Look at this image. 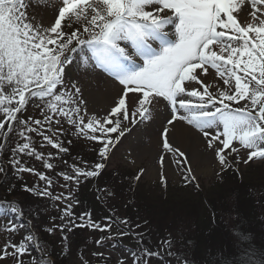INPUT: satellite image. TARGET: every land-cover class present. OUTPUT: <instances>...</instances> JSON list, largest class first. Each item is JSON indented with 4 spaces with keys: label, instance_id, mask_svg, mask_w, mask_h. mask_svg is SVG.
<instances>
[{
    "label": "snow or ice",
    "instance_id": "snow-or-ice-1",
    "mask_svg": "<svg viewBox=\"0 0 264 264\" xmlns=\"http://www.w3.org/2000/svg\"><path fill=\"white\" fill-rule=\"evenodd\" d=\"M29 6L0 0V176L14 181L7 192L19 186L51 202L58 216L42 231H59L61 254L75 229L99 233L95 250L81 252L79 264H163L159 251L142 246L143 234L128 219L109 215L98 222L90 212L74 214L79 201L73 193L101 177L131 127L153 120V108L164 102L167 125L182 121L202 135L205 152L218 161L217 176L241 164H264V0H49L50 12L39 19L29 17ZM72 54L86 73L111 78L115 95L103 114L87 107L78 84L65 85ZM160 136L173 154L171 164L189 163L175 158L185 154L170 144L168 127ZM82 141L89 142L91 164L73 156ZM31 161L49 174L28 166ZM159 162L163 183L166 157ZM24 173L43 186L18 185ZM145 175L141 167L133 179ZM196 179L188 168L183 180ZM56 185L65 191L54 195ZM9 213L24 216L17 201L0 200V216ZM24 227L32 222L0 225V264H53L36 232L16 238ZM128 236L137 249L113 259L106 245ZM33 248L40 259L31 258Z\"/></svg>",
    "mask_w": 264,
    "mask_h": 264
},
{
    "label": "rangeland",
    "instance_id": "rangeland-1",
    "mask_svg": "<svg viewBox=\"0 0 264 264\" xmlns=\"http://www.w3.org/2000/svg\"><path fill=\"white\" fill-rule=\"evenodd\" d=\"M25 2L30 4L28 8L29 17L36 16L39 19L41 12L45 15L50 12V8L47 7L49 0H25ZM72 55L74 57L73 62L71 65L65 66L66 70L63 74L65 85L71 87L73 83L78 84L83 90V99L86 101L87 107L103 114L104 109L109 108L112 104V99L115 95V88L111 78L99 71L86 73L78 67L81 63L78 54ZM93 95L95 96L94 98H92ZM164 103L153 108V120L146 124H138L131 127V131L122 139V143L114 149V155H112L107 165L106 172L102 175V183L107 191H115L116 195L115 197H108L105 192H102L100 200L104 206L112 209V215L119 218L124 216L122 209L124 203L129 202V204L137 205L140 212L136 213L135 216H128L129 220L132 226L137 222L143 224V227L138 231L146 232V240L151 242L149 245L153 249L164 246L166 244L164 240L171 239V249H178L186 261L190 262V258L193 259V257L200 259L197 257L200 255L204 256L206 253L204 246H200L202 242H198L196 239L198 233H201L204 236L203 242L206 244H217L219 242L220 251L224 253L229 245L233 247V243L237 242L236 233L246 236L243 224H237V215L242 204L238 198L243 195L239 194L238 189H242L245 186L247 193L252 189L251 195H255V198L263 196L261 195V186L264 185V164L257 162L252 163L250 166L242 164L239 165V168L234 166L236 170H239L244 175L245 180L242 182V179L238 181V178L236 181L231 178L228 181L220 180L221 175L217 176L216 174L219 171L218 161H215L214 158H209L205 152V144L196 142L198 138L201 141L203 140L202 135L182 121H176L174 125H167L164 117L170 112V109H165ZM165 126L169 128L170 137V129L175 130L173 134L175 141L169 137V142L174 148L185 154L183 157L177 154L175 158L180 161L184 159L189 161L188 164L184 165L187 169H193L197 177L194 180L196 187L192 184L184 185L183 182L185 181L179 177L180 171L178 169H180V165L171 164L173 154L167 153L163 149L160 133ZM181 129L185 130V134L189 136L188 142L191 145L196 144V146L193 145L195 151L199 155L205 156L206 159L202 161V164L191 163L192 159H196L190 156L195 151L184 150L180 147V143L177 140L178 137L176 136V138L175 135ZM187 129L189 131H186ZM144 150L147 152H144ZM75 154H78V157L83 160L91 159V151L83 143H80L73 151V156H77ZM241 154H243V150H241ZM161 155L166 157L165 167L162 170L166 177L163 183L160 182V172H158V169H160L159 156ZM141 167L147 170V175L140 181H135L131 177L137 174ZM170 168L173 170L174 179L168 178L169 175L173 174L170 173ZM152 169L155 170L152 171ZM127 175L130 177L128 178ZM9 180L10 176L8 178L0 176V187H4L2 184H6ZM130 187H133L135 191L133 193H136L133 196L134 200L130 196V194H133L130 191ZM1 190L0 188V200L7 195L5 190ZM63 190L57 185L58 192ZM19 192H22V190L15 191L14 196L16 197H14V201L19 204H22L21 201H23V203L33 205V209H42V212L46 211L45 207L47 204L37 206L32 200L28 201L18 194ZM206 200L209 203L211 202L217 214L216 218L215 214H210L207 210ZM121 204L122 207L120 206ZM256 207V224L249 223L247 230L255 232L259 229L256 231L257 235L255 238L259 237V243H261L264 241V201L260 203V206ZM5 224H7L5 217L0 216V225ZM33 229L29 230L34 231ZM34 232L41 239L39 231L35 229ZM21 234L24 233L21 232ZM89 236L90 234L86 231L71 239V246L68 247V258L66 262L60 264H79L78 259L75 258L77 250L73 251L74 247L82 250L85 256L95 250L96 245L91 243ZM180 237L185 239L186 246L178 244L180 243ZM42 242L46 244L44 241ZM51 244L52 241L50 240L46 245ZM212 246L209 245L208 247ZM249 248L259 253L254 247L249 246ZM117 249H107L108 252L112 253L113 259L124 254L126 250L129 251L125 247H118ZM189 250H191V253ZM211 262L206 260L204 264H211Z\"/></svg>",
    "mask_w": 264,
    "mask_h": 264
},
{
    "label": "trees",
    "instance_id": "trees-1",
    "mask_svg": "<svg viewBox=\"0 0 264 264\" xmlns=\"http://www.w3.org/2000/svg\"><path fill=\"white\" fill-rule=\"evenodd\" d=\"M90 157H91V159L88 158L87 160H85V161H88L89 164H91L93 162V154ZM54 163H55V161H54ZM63 167L64 166L61 163L58 166L57 170H61ZM129 177L130 176H128V178ZM221 177H220V180H222V181L223 180L228 181L230 178L234 179L235 181L237 180V178H238V181H240L242 179L241 182L243 180H245L244 175L242 173H240L239 170H235L233 168L221 173ZM131 178H133V176ZM12 179H11V181H13ZM102 180H103V177L101 176V177H98V178L91 180L90 182L85 181L79 188L76 189V192H77L76 193V199L79 201V203L77 205H75V207H74L75 214L90 212L92 214V218L97 220L98 222L101 221L102 218L113 214L112 209L104 206V204L100 200V198L102 197L101 196L102 192L99 191V189H102V188L105 189V185L102 183L103 182ZM130 180H132V179H130ZM10 183L11 182H8L7 188L9 187ZM16 183L18 184V182H16ZM245 188L246 187L244 186V187H242V189H238L239 194L240 195L243 194V195L240 198H238L239 200H241L242 204L240 206V209H239V212L237 215V217H238L237 224H240V223L243 224L242 226L245 229L244 231H245L246 236H242V235L236 233V236L238 237L237 242L233 243V247H230V245H229L227 247L226 251L223 253L220 251L219 242L217 244H215V243L214 244H206L205 242H203L204 236L201 233H198L196 239L198 240V242H202L200 244V246H204V250L206 251L204 256L200 255L199 257H197L200 259H196L192 255L193 259L190 258V262H189V261H186L185 258H183L181 256L182 254L179 252L178 249L173 250L169 247H165L163 253L159 252L162 260L165 261V264H173V261H176L177 264H204V262L206 260L212 261L211 264H264V241L259 243L260 238L259 237L255 238V236L257 235L256 231H258L259 229H257L255 232H251V231L247 230L249 223H253L254 225L256 224L257 218H256V214H255V212H256L255 208H257L256 206H260V203L264 201V185L261 186V188H262V192H261L262 194L261 195H263V196L258 197V198H255L254 197L255 195L254 196L251 195L252 189L247 193ZM17 190H18V187H17ZM5 191L7 193L6 197H9V195L14 196L15 192L12 194H9L7 192V189ZM130 191H132V193L135 192L133 190V187H130ZM18 194L22 195L28 201L32 200L33 203L35 202V205L37 204V206L46 202V200L44 198L35 197V196L29 195L27 193L19 192ZM134 195H136V193L130 194L132 200H134V197H133ZM98 196L100 197L99 199L97 198ZM22 203H23V201H22ZM24 205H28L30 207L33 206V205H30L27 203H24ZM120 206L122 207V204ZM206 208L210 212V214H213V215L215 214L214 215L215 218L217 217V214H216L215 210L213 209L211 202L209 203V201H207V200H206ZM122 209L124 211V216L121 218H126L128 220H129L128 216H135L136 213L140 212V209L138 208L137 205L129 204V202L124 203ZM31 214H32L31 215L32 217L41 218L40 220H38V222L39 223L41 222L42 225L50 224V219H49V221H46V219L44 220L43 217H41L42 215H41L40 210H33V212ZM143 223H145V222H143ZM136 224L141 225V227L139 229H141L143 227V224L141 222H137ZM136 224H134L132 226V228L134 229L135 232L143 234L142 241H141L142 246L147 247L148 249H151V250L159 251V249L157 247H155L154 249L152 247H150L149 243H151V242L146 240V237H147L146 232L145 231L143 232L142 230L138 231L139 229L135 228ZM39 228H43V226L39 225ZM86 230L87 229H84V228L83 229H75L74 232L72 233V236L75 237L78 234L86 232ZM247 235H248V237H247ZM51 236H53V235L48 236L46 233H43L44 239L52 241L53 249H52L51 254L53 255V257L56 260L55 264H58V263L60 264V263L66 262L65 259H63V258H66L65 254H61V251L59 250L60 247L56 244L55 238H53ZM129 239L131 241L135 242V245L137 246L136 239H134L132 237L130 238V236H129ZM184 240H185L184 238L180 237L179 238L180 243H178V244L181 246H183V245L186 246V242H184ZM166 241H168V243H170V245H171V239H167ZM209 245H213V246L208 247ZM249 246L254 247L256 250L259 251V253H256L254 250L250 249ZM74 248L77 250V247H74ZM169 251L173 254V256H171V257L168 256ZM189 251L191 253V250H189ZM154 264H157V262L154 261ZM163 264H164V262H163Z\"/></svg>",
    "mask_w": 264,
    "mask_h": 264
},
{
    "label": "bare ground",
    "instance_id": "bare-ground-1",
    "mask_svg": "<svg viewBox=\"0 0 264 264\" xmlns=\"http://www.w3.org/2000/svg\"><path fill=\"white\" fill-rule=\"evenodd\" d=\"M105 96H107V95H105ZM95 96L93 95L92 96V98H94ZM89 98V97H88ZM170 131H171V137H170V133H169V136H168V139H169V137L173 140V141H175V139H173V134H174V132H175V130H173V129H170ZM185 130H178L177 132H176V135H175V137L177 138V140L179 141V143H180V147L182 148V149H190L191 151H195V147L194 146H196V144H190V142H188L189 140H188V137L189 136H187L186 134H185V132H184ZM186 131H189L188 129L186 130ZM198 138V137H197ZM196 142H198V143H201L202 141L198 138V141H196ZM194 145V146H193ZM144 152H147V151H145L144 150ZM146 154V153H145ZM191 154V153H190ZM190 156H192V158H196L195 160L194 159H192L191 160V163L193 162V164H195V163H198V164H202V161H204L206 158H205V156H201V155H199L198 154V152L197 151H195V153H193V154H191ZM155 169H152V171H154Z\"/></svg>",
    "mask_w": 264,
    "mask_h": 264
}]
</instances>
